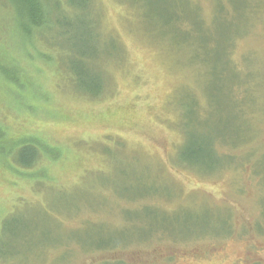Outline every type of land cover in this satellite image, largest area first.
<instances>
[{"label":"rangeland","instance_id":"rangeland-1","mask_svg":"<svg viewBox=\"0 0 264 264\" xmlns=\"http://www.w3.org/2000/svg\"><path fill=\"white\" fill-rule=\"evenodd\" d=\"M251 1L92 0L78 21L100 46L88 50L92 64L84 71L108 78L106 96L94 102L74 91L71 75L31 63L39 106L22 103L27 114L15 119L17 130L29 132L21 138L14 125L0 124L1 149L29 139L49 161L46 179L0 169V216L18 207L0 248L10 249L15 264H264V173L249 170L264 164V0L255 4L253 27L244 9ZM173 15L187 23L186 34L175 37ZM192 24L204 30L200 37ZM244 31L232 55L242 62L239 72L232 66L225 83L214 79L212 67L222 72L223 50ZM70 38L59 46L69 50ZM29 53L36 60L42 52ZM75 53H59L57 66L65 70ZM243 82L254 102L244 117L228 94ZM197 99L198 117L191 109ZM202 137L233 147H217L232 160L223 170L203 174L177 163L182 139L210 145ZM147 208L171 217L142 214ZM128 219L152 223L129 230ZM103 245L118 247L95 251Z\"/></svg>","mask_w":264,"mask_h":264},{"label":"trees","instance_id":"trees-1","mask_svg":"<svg viewBox=\"0 0 264 264\" xmlns=\"http://www.w3.org/2000/svg\"><path fill=\"white\" fill-rule=\"evenodd\" d=\"M232 1L234 2L235 0ZM90 2L92 3V0H0V124L3 127L10 124L12 126L14 125L13 128L17 130V126H19V123H15V119L19 115V117H22L27 114V110H25L22 103L26 102L30 105H35L36 107L39 106V104H37L40 102L39 97L34 92V73L30 72L31 70H29L32 65L31 63H33V68L39 66V64H53L55 67H58L56 69H59L60 73L71 75V78L75 81V86L77 88L74 91H76L77 94H80L85 100L94 102L106 96L105 94L108 92V90L106 89L108 78L105 77L104 79H101L100 77L98 80L94 78L92 79L90 77V74H87L84 71L87 68V65L92 64V56L90 55L88 50L91 49V51L93 50V52L95 53L96 47L100 46L99 44H97V40L99 38L96 37L95 32L87 33L86 28L88 25L84 27L85 22L78 21V18L80 16L89 14L88 6L90 5ZM256 3H259V0H252L251 4L244 8L246 13H248L249 15L247 18L249 22H247L252 27L257 19V16L259 15L256 14V16H254V14L256 13L254 12V10L258 6H255ZM168 12L173 13L171 9ZM199 13L201 14V9L199 10ZM168 18L170 24L177 21L174 15L169 16ZM179 24V22H176L174 27L171 28L172 30H174L175 37H179L182 30L185 34L188 30L186 22H183L181 25ZM203 24L204 26L209 25L207 24V21L204 20V18ZM195 26V24H192L189 26V29H191V33L193 35L195 34L200 37L199 32L204 33V30H201V28ZM245 31L240 35L234 33L232 43L229 45L227 50H223V59L222 64L220 65L222 67V72L220 71L221 73L219 72V74H216V70L212 67L211 74H213L214 79L223 80L225 83L227 75L226 70L232 66V68H234L236 72H239L242 62L234 61L232 55L235 51L234 47L236 42L240 41V39L242 38L245 39V36L248 35L245 34ZM68 36L69 38L71 37L70 39H68V42H70L71 46L69 50H75L76 56L75 59H72L70 61L68 67L64 70L60 68L59 64L57 66V55L59 53L65 55V53L69 52L68 49H63L61 46H59V41H64L62 39ZM11 38L16 41V44L13 43L10 46L8 40ZM199 40L200 46L205 44L204 39L201 40L199 38ZM76 44H78L79 47L76 48ZM36 49H38V51L42 53L38 55L39 58L36 57V60H34V57H32L29 52H32ZM188 52L191 53L190 50H188ZM23 57L25 59L22 60ZM25 62L27 64H30V66L27 67ZM193 66H195L196 68L198 67L196 64ZM93 72L94 71L92 68L91 75H95ZM3 78H5L7 82H5ZM245 83L246 82H243L242 85L235 86L234 90H228V94L230 93V96L233 97V100L231 99L230 105H232L236 115H241L242 117L247 116L246 114L250 110V105L253 102L252 99L249 100V98H251V96L249 95V84ZM9 86H12V88H10ZM255 88L258 87L255 86L253 88L251 93L252 95L255 91ZM242 89L245 90L242 91ZM241 91L242 98L239 102L238 95ZM200 103V100L197 99L194 100L191 104V109L197 114V117L199 114H203L204 111L202 104L201 106L203 111H201ZM180 106V109H183L184 104H181ZM17 131L19 136L23 138L25 135H27L29 129H27L26 132L20 130ZM201 141H207L208 143H210V145H208L207 143H201V145L199 146H194L188 144L189 141L186 142L182 139L180 143L182 149H180L177 154V163L186 169H190L192 171L203 174H212V172L223 170L224 167L228 166V164L231 163L232 160H228L229 156L225 155L224 153L220 154L217 148L218 145H227L233 148L230 144L223 141L216 142L219 141L217 139L212 141L211 139L209 140L208 137H202ZM17 142H19V145L14 147L12 151H4L0 148V169L3 170L10 167H17L22 169L23 172L27 173L36 171V173H38V178L41 177L42 179H46L45 172L48 171L47 165H49V161L48 157L46 156L47 150H45L44 146L40 143L35 144V141H30L29 139L19 140ZM243 143H245V138L243 142H239V144ZM205 150H208V152L204 153ZM249 165L250 171L253 172L255 169V172H253V174H262V172L264 173V170L257 171V168H264L263 162H258L256 168L251 164ZM155 195L158 194L155 193L151 195H144L142 197L144 198L146 196L149 197ZM137 198L139 199L141 197ZM129 201L131 202L130 204H132L133 200ZM15 208H17V210L11 209L6 214L0 216V239L4 234V231L7 232V217L15 216V213L18 212V207L15 206ZM126 214L128 215L130 213L126 212ZM142 214L152 215V217L153 215H165L166 217H171L169 212L163 213L157 209L154 210L149 208L144 209ZM128 221H133L128 226L129 230L133 229V226H131L133 225V223H135V228H143V225L147 224V222L150 225L152 223L151 221L149 222V220H147L145 221V224H142V222L144 221L140 219H128ZM260 223L261 222H259V224ZM228 224L229 222L227 221V219H225L223 223V226H226V230L225 232H223V234L225 235L229 231ZM259 224H256V226ZM258 228L260 227L258 226ZM17 235L15 236L17 237ZM203 235L206 234H200L197 238L203 237ZM211 235H213L214 237L216 233ZM17 240L24 241V238L17 237ZM127 243V241H124L118 246H123ZM118 246L103 245L95 251H100L101 249L112 250ZM0 247L6 248L4 245H1ZM2 248H0V264H15L16 259L10 249L7 250Z\"/></svg>","mask_w":264,"mask_h":264}]
</instances>
